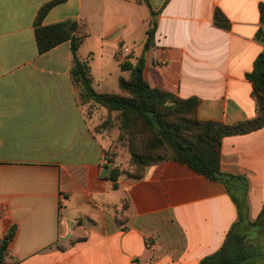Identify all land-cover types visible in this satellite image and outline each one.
Listing matches in <instances>:
<instances>
[{
    "label": "crops",
    "instance_id": "1",
    "mask_svg": "<svg viewBox=\"0 0 264 264\" xmlns=\"http://www.w3.org/2000/svg\"><path fill=\"white\" fill-rule=\"evenodd\" d=\"M51 1L0 0V243L14 232L6 262L200 264L222 248L238 221L226 186L173 161L149 167L142 179L102 177L110 167L106 152L115 149L119 166V131L96 130L98 113L107 116V110L97 106L88 116L79 104L70 41L39 53L35 25ZM261 4L66 0L42 25H86L78 56L91 67L97 91L118 93L120 78L131 73L122 64L143 56L152 87L198 98L202 120L234 124L256 116L246 75L264 50L257 39ZM217 10L229 28L216 25ZM153 13L155 38L145 50ZM221 168L250 180L249 218L255 220L264 206V128L226 137Z\"/></svg>",
    "mask_w": 264,
    "mask_h": 264
},
{
    "label": "trees",
    "instance_id": "2",
    "mask_svg": "<svg viewBox=\"0 0 264 264\" xmlns=\"http://www.w3.org/2000/svg\"><path fill=\"white\" fill-rule=\"evenodd\" d=\"M66 0H53L40 11L35 25L39 53L70 41L73 64L70 72L81 106H97L107 110V117L98 130H119L117 144H125L130 153L129 171L113 166L107 179L116 183L121 174L135 179L146 176L149 167L164 162H179L195 172L224 184L238 208V221L232 226L220 250L205 257L200 264H250L264 261V206L255 220L249 218L248 194L250 180L244 175L224 172L221 168L223 140L229 136L245 135L264 128V50L246 78L253 84L256 116L242 122L226 124L202 120L198 116L200 100L196 97L181 98L177 94L152 87L144 75L145 60L136 64L126 60L122 70L130 71V77H121L118 93H101L93 85L91 67L80 60L78 52L89 35L85 24L68 20L43 26L48 12ZM262 26L257 39L264 45V4L260 5ZM216 25L229 28L230 23L222 11L214 16ZM157 21L152 14L147 31L145 50L153 46ZM115 149L106 152L117 158ZM124 204V212L128 209ZM253 229L257 237H250ZM14 236L10 232L0 243V264H9V243ZM263 241V242H262Z\"/></svg>",
    "mask_w": 264,
    "mask_h": 264
},
{
    "label": "rangeland",
    "instance_id": "3",
    "mask_svg": "<svg viewBox=\"0 0 264 264\" xmlns=\"http://www.w3.org/2000/svg\"><path fill=\"white\" fill-rule=\"evenodd\" d=\"M84 108H85V111H86V114L88 115V116H92V115H94L95 113H96V108L94 107V106H90V105H85L84 106ZM98 116H99V121H100V123H99V125L102 123V121L107 117V116H104L102 113H98ZM98 125V126H99ZM98 126H96V130H98ZM114 129H116V127L114 128H111L109 131H107V130H98V131H100V132H108V134H111L113 131H114ZM119 131V130H118ZM119 135V134H118ZM116 143H117V138H116ZM117 146L120 148V150H122V152H121V159H120V161H118V164H119V167L122 169L123 168V171H129L130 170V168H129V162H130V153H129V150H128V148H127V145H125V144H117ZM125 154H127L128 155V157H129V159L127 160V159H125V161H124V155ZM120 155V154H119ZM117 159V158H116ZM124 166H126L127 168H125ZM258 236V233H257V230L256 229H253V232H251V235H250V237H252V238H254V237H257ZM263 242V241H262Z\"/></svg>",
    "mask_w": 264,
    "mask_h": 264
},
{
    "label": "built area",
    "instance_id": "4",
    "mask_svg": "<svg viewBox=\"0 0 264 264\" xmlns=\"http://www.w3.org/2000/svg\"><path fill=\"white\" fill-rule=\"evenodd\" d=\"M123 50H124L125 53L129 52V48L128 47H124ZM105 161H106V164L109 165L111 168L113 166H117L116 165L117 164V159H116V157H114L112 155H106Z\"/></svg>",
    "mask_w": 264,
    "mask_h": 264
},
{
    "label": "water",
    "instance_id": "5",
    "mask_svg": "<svg viewBox=\"0 0 264 264\" xmlns=\"http://www.w3.org/2000/svg\"><path fill=\"white\" fill-rule=\"evenodd\" d=\"M111 167H108L105 172L102 174V177H106L108 172H110Z\"/></svg>",
    "mask_w": 264,
    "mask_h": 264
}]
</instances>
